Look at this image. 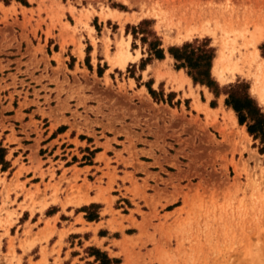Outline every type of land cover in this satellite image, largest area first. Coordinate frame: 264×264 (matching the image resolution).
I'll return each mask as SVG.
<instances>
[{"label":"rangeland","instance_id":"rangeland-1","mask_svg":"<svg viewBox=\"0 0 264 264\" xmlns=\"http://www.w3.org/2000/svg\"><path fill=\"white\" fill-rule=\"evenodd\" d=\"M15 1L30 9L16 7L18 23L15 6L3 7L12 0H0V264H59L71 243L111 264H264L261 144L226 95L193 84L167 52L210 49L212 81L239 86L264 114V0ZM109 10L118 17L105 20ZM120 38L141 57L110 70L105 53ZM232 48L220 79L215 61ZM61 160L96 167L66 177ZM97 200L84 218L102 220L105 249L94 237L98 248L67 243L64 222H16Z\"/></svg>","mask_w":264,"mask_h":264},{"label":"crops","instance_id":"crops-1","mask_svg":"<svg viewBox=\"0 0 264 264\" xmlns=\"http://www.w3.org/2000/svg\"><path fill=\"white\" fill-rule=\"evenodd\" d=\"M60 4L63 7H65V3L61 2ZM11 5L15 6V8L18 6L20 9L21 8H23L25 10L30 9L28 7L22 6L19 2L15 1V0H12V4L8 3L3 7L8 8ZM16 12L18 13L16 20L18 23H20L22 20V17L19 14V11L17 8H16ZM32 19H33V21L36 20L35 18H32ZM62 23H63V21H62ZM30 25L32 26L33 24L30 23ZM41 31H43L42 27H41ZM15 33L17 35L19 34L18 31H16ZM56 33H58V32L57 31L52 32V34L54 36L57 35ZM17 35L15 36V38L17 37ZM28 38L30 39L31 37L28 36ZM54 45H58V42L54 41ZM10 46H12V48L16 47L15 44H11ZM84 46H85V44H84ZM88 46H90L89 43H88ZM8 48H9V46L6 47V49H8ZM91 49H92V47H91ZM56 52H57L56 50L52 51V53H56ZM18 139L22 140L24 138L18 136ZM61 161L64 162V166L62 167V170L67 171L66 177H69L71 175L73 168H75L76 170H78L80 172L84 173V171H86L88 173L92 168L96 167V165L93 163H90V161H87V163L82 162V164H80L78 166L75 165L76 164L75 161H70L69 163L66 160H61ZM42 162H44V161H42ZM44 169H45V167H44ZM81 180H82V177L79 176V182H77L76 184L80 185ZM95 197H96L95 192H88L87 198H89L90 200H93ZM97 204H100L99 200H97V202L91 201L87 205H81L79 207L66 206V208L64 209L65 215L62 214L59 207H56L55 205H48V207H46L41 213L35 212V213H33V215L31 217L27 211H23L18 216V220L16 222L18 223V227H22L24 225V223H26V220H22V224L21 223L19 224V219L21 220L23 218V216L25 215L26 219H30V218L35 219L33 221L30 220L31 225H34L37 223V221H39L38 228H42L46 221H48L49 224H51V221L56 220V224H55L56 230L61 229V227L57 224V222L58 223L64 222L65 225L62 226V228L63 229H66V228L70 229L68 231V233L66 234V237H65L66 242H67V239H70V241L81 240L82 242H85V243L87 242L88 243L87 246H94L95 248H98L99 247L98 243H100L101 246L99 248L105 249L106 247L104 245L105 244L104 241L107 240V236L109 235V233H102V231H104L102 220L100 218H97V217H96L97 219L93 218V217L84 218V215L86 214V211H85L86 208H92L93 205H97ZM53 208H55V210H53ZM99 210H100L99 214H101L102 210H104V209L102 207V208H99ZM70 213H71V217L67 218L66 215L70 214ZM40 218H41V220H40ZM91 229L93 230L94 233H92L90 231ZM93 237L98 242L95 245H93V243L91 242V239ZM112 240L115 242L119 241L118 238H112ZM69 245H71V246H69L67 249H61V253L58 257L60 260L59 264H85L84 263L85 261H91V260H92V264H98L99 260H100V262L102 261V258H100V259L94 258L93 256H90V254L88 256H86V258L80 257V254H78L74 249H80L81 247H83V245L81 243L80 244L71 243ZM18 254L19 253H16V255H18ZM107 256L110 257L109 255H107ZM36 261H37V259L33 260L32 262L34 263ZM21 262L23 264H26V260L24 257L21 258ZM48 263L51 264V260L48 261ZM111 263H113V261L109 260V262L107 264H111ZM101 264H103V263H101Z\"/></svg>","mask_w":264,"mask_h":264},{"label":"trees","instance_id":"trees-1","mask_svg":"<svg viewBox=\"0 0 264 264\" xmlns=\"http://www.w3.org/2000/svg\"><path fill=\"white\" fill-rule=\"evenodd\" d=\"M170 57L178 64L176 69H188L187 75L193 84L205 86L215 96L221 91L226 98L224 105L229 107L236 115L239 125L245 124L246 133L258 140L261 144L260 153H264V114L257 107L245 90L237 85H229L226 88L219 89L210 78L211 62L213 60L212 51L200 47L193 48L189 44H183L180 47H170L167 49ZM158 59H162L159 55ZM5 150L0 148V165H4L3 160ZM103 264L109 261L102 256Z\"/></svg>","mask_w":264,"mask_h":264},{"label":"bare ground","instance_id":"bare-ground-1","mask_svg":"<svg viewBox=\"0 0 264 264\" xmlns=\"http://www.w3.org/2000/svg\"><path fill=\"white\" fill-rule=\"evenodd\" d=\"M118 12L117 11H112L109 10L106 15L104 16V19H116L118 17ZM159 15V14H158ZM199 16V15H198ZM191 20V19H190ZM171 22V20H170ZM91 31H93L91 29ZM191 31H189L190 34ZM180 34V33H179ZM186 34V38L188 39V36L191 37L190 35H188V31ZM226 37V36H225ZM182 38V37H181ZM184 39V38H183ZM107 40V39H106ZM128 40V39H127ZM108 42V40H107ZM110 42V41H109ZM108 42V43H109ZM128 42L124 41L122 38H120L117 42H116V51L114 52V54L111 56L108 54V51H106L105 53V57H106V61L108 62V64L110 65V70L112 69H120V70H125V68L127 67V65L129 63H135L140 59V55L137 53L136 55H132L129 50H128ZM229 44V41L224 40L223 41V49H227V46ZM251 46H255V44H251L248 43ZM78 50V49H77ZM81 50V49H80ZM224 51V50H223ZM228 52L224 51L221 52L219 58L215 61V66L213 67V71L215 72V74H217V76L220 79H223L224 77V73L226 71V66L229 65L230 63H232V56L234 55L233 52V48L230 50H227ZM105 52V51H104ZM81 55H83L81 53ZM249 55V54H248ZM247 57V56H246ZM248 58V57H247ZM251 58L253 60H257L259 58V52L258 50L254 47V52L251 53ZM250 59V58H249ZM252 62V61H251ZM261 64V63H260ZM232 66V65H231ZM233 67V66H232ZM231 67V69H232ZM234 68V67H233ZM162 69V68H161ZM163 70V69H162ZM261 70V69H259ZM164 71V70H163ZM162 72V71H161ZM260 72V71H259ZM160 75V74H159ZM164 75V74H163ZM263 75V74H262ZM256 76V81L258 83H261V78L263 79L264 77H262L261 75H255ZM161 78V77H160ZM255 78V77H254ZM264 81V80H263ZM258 93V92H257ZM259 94V95H258ZM256 94L258 95V98L260 101L264 102V83H263V88L260 90V92ZM261 102V103H262ZM198 106V105H197ZM198 108V107H197ZM198 110H201L198 108ZM205 110H208L207 108H205Z\"/></svg>","mask_w":264,"mask_h":264}]
</instances>
